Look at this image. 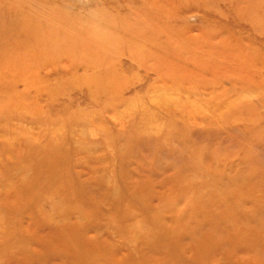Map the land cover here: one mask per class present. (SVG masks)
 <instances>
[{
	"label": "rangeland",
	"instance_id": "1",
	"mask_svg": "<svg viewBox=\"0 0 264 264\" xmlns=\"http://www.w3.org/2000/svg\"><path fill=\"white\" fill-rule=\"evenodd\" d=\"M2 15L0 264H264V0Z\"/></svg>",
	"mask_w": 264,
	"mask_h": 264
},
{
	"label": "bare ground",
	"instance_id": "2",
	"mask_svg": "<svg viewBox=\"0 0 264 264\" xmlns=\"http://www.w3.org/2000/svg\"><path fill=\"white\" fill-rule=\"evenodd\" d=\"M35 16V15H33ZM17 17V16H16ZM31 18V17H30ZM1 20H3L5 22V19L3 18V15L0 17ZM3 21H0L1 24H4ZM35 21V20H34ZM11 22V21H10ZM20 22V21H19ZM13 23V24H12ZM21 23V22H20ZM26 24V23H25ZM14 25V21L11 22L8 26H4L2 25V28L0 29V37L2 36V34H6L10 32V30L13 28ZM15 25L17 26V24L15 23ZM25 26V25H24ZM23 28V27H22ZM24 29V28H23ZM4 39H2L3 41H1V43H5V44H9L10 39L8 40L6 37L3 36ZM6 38V39H5ZM185 140V139H184ZM50 162H51V157L49 158ZM259 192V191H258ZM249 193V192H248ZM254 194V193H253ZM256 195V194H255ZM245 197V196H244ZM243 197V198H244ZM241 198V197H240ZM243 200V199H242ZM243 206V205H242ZM244 207V206H243ZM132 212V211H131ZM129 213V212H128ZM137 215V214H136ZM227 230V229H226ZM69 239V238H68ZM84 244H82L81 246H72V249H70V255L72 257H74V261L72 262L73 264H78L79 260H84V259H91L94 257H105L102 253H100V251L95 247V241L91 238H89L88 240H84L83 241ZM93 246V248H89L87 245ZM92 260V259H91ZM109 264H124L122 261L120 260H112L108 262ZM99 264V263H98ZM130 264H137V263H130Z\"/></svg>",
	"mask_w": 264,
	"mask_h": 264
},
{
	"label": "clouds",
	"instance_id": "3",
	"mask_svg": "<svg viewBox=\"0 0 264 264\" xmlns=\"http://www.w3.org/2000/svg\"><path fill=\"white\" fill-rule=\"evenodd\" d=\"M89 14L94 16V12H90Z\"/></svg>",
	"mask_w": 264,
	"mask_h": 264
}]
</instances>
